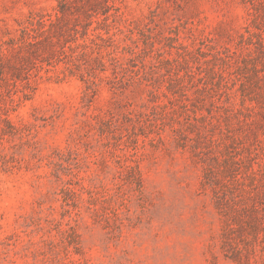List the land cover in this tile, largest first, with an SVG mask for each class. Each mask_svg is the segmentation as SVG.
I'll list each match as a JSON object with an SVG mask.
<instances>
[{"label":"rangeland","instance_id":"374dc122","mask_svg":"<svg viewBox=\"0 0 264 264\" xmlns=\"http://www.w3.org/2000/svg\"><path fill=\"white\" fill-rule=\"evenodd\" d=\"M0 264H264V0H0Z\"/></svg>","mask_w":264,"mask_h":264}]
</instances>
